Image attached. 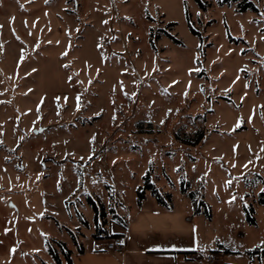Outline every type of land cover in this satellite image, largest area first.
Returning a JSON list of instances; mask_svg holds the SVG:
<instances>
[{
    "label": "rangeland",
    "instance_id": "obj_1",
    "mask_svg": "<svg viewBox=\"0 0 264 264\" xmlns=\"http://www.w3.org/2000/svg\"><path fill=\"white\" fill-rule=\"evenodd\" d=\"M202 1L0 0V264H56L148 171L178 206L204 185L197 254L264 248V0Z\"/></svg>",
    "mask_w": 264,
    "mask_h": 264
},
{
    "label": "crops",
    "instance_id": "obj_2",
    "mask_svg": "<svg viewBox=\"0 0 264 264\" xmlns=\"http://www.w3.org/2000/svg\"><path fill=\"white\" fill-rule=\"evenodd\" d=\"M150 194L126 215V225L115 222L110 225L111 232L119 237L86 238L83 253L71 248L74 250L73 264H264V256L258 254L255 263L249 258L248 250L241 253L225 244L215 249L216 253L208 252L215 260L207 261L206 256L197 254L194 243L196 226L192 199L189 197L190 206H178L172 199L171 206L166 207ZM116 238L121 242L120 248L108 249L107 243Z\"/></svg>",
    "mask_w": 264,
    "mask_h": 264
},
{
    "label": "trees",
    "instance_id": "obj_3",
    "mask_svg": "<svg viewBox=\"0 0 264 264\" xmlns=\"http://www.w3.org/2000/svg\"><path fill=\"white\" fill-rule=\"evenodd\" d=\"M199 2V5L202 8H205V3L202 0H197ZM234 1H237V7L239 11H245L248 8L256 10V6L254 3L250 0H220L221 3H232ZM172 25V24H171ZM192 31L194 33H197L194 28H192ZM175 41L180 42L179 39L175 38V36H171ZM179 137V136H178ZM203 138V132H198L194 138H180L183 142L189 143V144H195L202 140ZM144 182L142 185H139L136 189V201L138 205H141L144 199L146 198L147 192H150L152 196L156 198L158 203H160L163 206L170 207L172 202V194L169 191H164L161 187L156 185L152 179L150 171L146 173V175L143 177ZM203 184H200V186L191 188V184L189 182L183 181L181 184V192L186 193L193 201L195 212H202L205 211L209 216L210 214V207L207 204V202L204 199V193H203ZM88 201L92 204L93 209L95 211L94 215V232L92 233V236L94 238H115L119 237L118 234H113L110 230V225L115 222L119 223L121 225H126V219L123 216H120L117 214L113 209L112 214L114 216L113 219L108 220L107 214L105 210V206L101 202L94 201L91 197H88ZM261 201H264V199H261ZM246 212V219L247 221L255 225L256 224V218L254 216V209L252 207L245 208ZM71 233V239L75 246V249L78 253H83L85 251V247L83 244V241L79 239V237L73 232ZM46 240V249L48 253L52 256L53 260L56 264H63V259L65 260V263L67 264H73V258L72 255L74 253V250L71 249L65 241L53 239L52 240ZM219 247H222L220 245ZM226 252L229 250L227 248H224ZM250 254H259L261 256H264V248H255L253 251H248Z\"/></svg>",
    "mask_w": 264,
    "mask_h": 264
},
{
    "label": "built area",
    "instance_id": "obj_4",
    "mask_svg": "<svg viewBox=\"0 0 264 264\" xmlns=\"http://www.w3.org/2000/svg\"><path fill=\"white\" fill-rule=\"evenodd\" d=\"M120 240L119 239H111L108 243H107V245H106V247L108 248V249H119L120 248ZM206 259H207V261H209V262H212V261H214L215 260V257H214V255H212V254H208L207 256H206Z\"/></svg>",
    "mask_w": 264,
    "mask_h": 264
},
{
    "label": "snow or ice",
    "instance_id": "obj_5",
    "mask_svg": "<svg viewBox=\"0 0 264 264\" xmlns=\"http://www.w3.org/2000/svg\"><path fill=\"white\" fill-rule=\"evenodd\" d=\"M173 83H175V81ZM239 123H240V121L238 120L237 124L239 125ZM227 183H231V181H228ZM262 191H264V190H262ZM232 199H235V197H233ZM193 231H195V227L193 228ZM261 243L264 244V241H262ZM157 247H159V246H157ZM173 247H175V245H173ZM196 247L197 248L200 247L198 240L196 241ZM12 251H14V249H12Z\"/></svg>",
    "mask_w": 264,
    "mask_h": 264
}]
</instances>
